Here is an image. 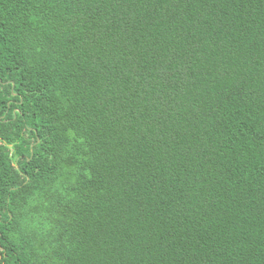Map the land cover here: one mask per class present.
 <instances>
[{"label":"trees","instance_id":"16d2710c","mask_svg":"<svg viewBox=\"0 0 264 264\" xmlns=\"http://www.w3.org/2000/svg\"><path fill=\"white\" fill-rule=\"evenodd\" d=\"M0 264H264V0H0Z\"/></svg>","mask_w":264,"mask_h":264}]
</instances>
